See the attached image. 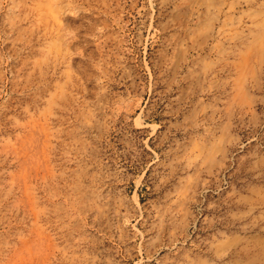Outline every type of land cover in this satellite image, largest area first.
Wrapping results in <instances>:
<instances>
[{"label": "rangeland", "instance_id": "rangeland-1", "mask_svg": "<svg viewBox=\"0 0 264 264\" xmlns=\"http://www.w3.org/2000/svg\"><path fill=\"white\" fill-rule=\"evenodd\" d=\"M0 264H264V0H0Z\"/></svg>", "mask_w": 264, "mask_h": 264}]
</instances>
